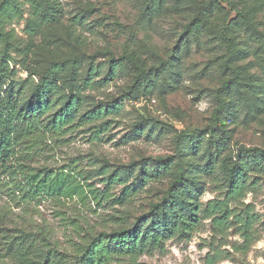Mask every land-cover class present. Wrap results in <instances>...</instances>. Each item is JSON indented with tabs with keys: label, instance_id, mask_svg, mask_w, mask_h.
I'll return each mask as SVG.
<instances>
[{
	"label": "rangeland",
	"instance_id": "obj_1",
	"mask_svg": "<svg viewBox=\"0 0 264 264\" xmlns=\"http://www.w3.org/2000/svg\"><path fill=\"white\" fill-rule=\"evenodd\" d=\"M40 3L50 13L55 8L58 21L43 25L27 14L12 24L24 49L10 65L14 80L32 77L38 83L47 77L61 96L83 99L79 117L90 111L104 116L43 149L40 143L24 152H36L26 163L36 172L80 174L78 179L91 186L85 197L26 204L10 195L4 180L11 179L0 170L6 232L15 237L45 229L51 247L71 256L72 245L89 234L136 230L148 219L144 229L154 219L167 226L177 203L195 204L197 232L112 264H208L212 250L224 258L218 264H264V174L251 175L248 185H255L229 204L233 215L254 216L258 240L247 252L236 249L244 239L233 216V225L217 235L212 219L201 215L210 202L225 200L228 168L241 149L264 152V0H167L158 15L150 0ZM201 12L207 15L202 32L184 35ZM113 60L121 64L110 75ZM66 61L64 70L50 71ZM234 74L241 97H224L227 104L217 114L218 90ZM200 133L198 144L184 137ZM219 140L224 142L220 155ZM115 173L120 181L110 180ZM180 177L184 184L175 199L153 213Z\"/></svg>",
	"mask_w": 264,
	"mask_h": 264
},
{
	"label": "trees",
	"instance_id": "obj_2",
	"mask_svg": "<svg viewBox=\"0 0 264 264\" xmlns=\"http://www.w3.org/2000/svg\"><path fill=\"white\" fill-rule=\"evenodd\" d=\"M166 4L167 0H150L151 11L158 15L164 11ZM55 13V8L53 13L43 10L40 0L0 1V170L1 174H8L11 179L4 180L10 195L20 196L26 204L47 198L61 201L86 196V188L91 186L88 183L83 184L78 179L80 174L76 175L73 169L43 168L42 171L36 172L26 164L33 161L36 152H24L36 149L40 143L43 149L50 142L59 141L68 133H73L82 124L99 121L104 116L103 111H90L79 117L84 106L83 99L74 94L61 96L59 88L47 77L38 83H35L32 77L24 81H16L13 78L14 73L10 65L15 62L16 52H24V49L22 40L11 28L12 24L21 21L27 14L38 18L43 25L54 24L58 21ZM237 22L239 19L234 24ZM206 23L207 15L198 13L186 28L184 35H199ZM29 30L30 33H35V28ZM68 64V61L58 62L50 71H62ZM120 64L121 61L113 60L110 75H114ZM237 77V74H234L218 90L220 108L217 114L227 104L224 97H241ZM28 92H31V96L26 104L24 101ZM203 136L204 133L184 137L188 142L198 144ZM223 143V140L218 141V155L223 152ZM256 152L259 151L241 149L234 165L228 168L225 200L210 202L201 213L202 219H212L217 235L224 234V231L233 225L230 222L233 216L244 239V243L236 248L242 253L247 252L258 240L254 216L233 215L229 204L245 197L250 187L255 185H248L251 175L264 174V152ZM210 165H213V161ZM119 177L120 175L115 173L110 180L120 181ZM183 184L184 180L178 178L162 203L154 206L152 212L158 213L167 208ZM90 193L93 194L94 191L90 190ZM175 210L167 226L154 219L151 226L144 229L148 219L136 230L127 229L110 235L89 234L82 242L72 245L71 256L51 247V235L45 229L40 228L35 234L21 232L19 236L9 235L4 225V217L0 215V264H112L118 258H135L162 247L167 239L175 236L188 237L197 232L200 224L197 216L200 213L199 206L193 204L189 208L184 203H177ZM212 253L214 255L208 256V264L223 261L224 258L219 252L212 250Z\"/></svg>",
	"mask_w": 264,
	"mask_h": 264
}]
</instances>
